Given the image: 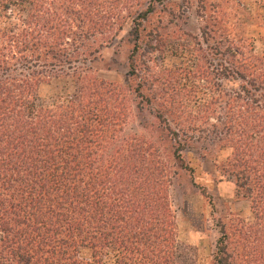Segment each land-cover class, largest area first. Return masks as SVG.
Listing matches in <instances>:
<instances>
[{"label": "trees", "instance_id": "1", "mask_svg": "<svg viewBox=\"0 0 264 264\" xmlns=\"http://www.w3.org/2000/svg\"><path fill=\"white\" fill-rule=\"evenodd\" d=\"M131 1L0 0V264H108V255L109 264H182L167 196L176 172L167 158L183 166L194 132L214 134L231 151L220 172L251 204V222L220 221L212 264H264V51L222 34L235 0L215 11L201 6L208 22L194 67L152 76L130 59L131 75L143 80L133 92L161 108L154 118L162 148L120 137L126 90L76 64L90 37L124 21ZM151 13L152 6L127 15L135 48L162 35L146 29ZM210 55L219 60L213 71ZM61 77L77 89L40 104V89ZM192 79L216 94L196 110L183 97L197 98L200 88L185 83Z\"/></svg>", "mask_w": 264, "mask_h": 264}, {"label": "rangeland", "instance_id": "2", "mask_svg": "<svg viewBox=\"0 0 264 264\" xmlns=\"http://www.w3.org/2000/svg\"><path fill=\"white\" fill-rule=\"evenodd\" d=\"M223 1L132 0L128 4L132 6V10H121V15L126 17L122 23L116 24L114 29L105 35H95L86 41V48L81 49L87 50L86 59L79 58L76 66L88 67L93 72V77L119 84L126 90L128 100L123 106L128 107V112L125 110L127 117H124L126 119L120 137H138L140 140L146 138L157 144L160 137L157 129L162 125L154 118L155 112L161 108L154 101L148 103L144 97L133 92L137 83L143 80L134 79L131 75V57L136 60L145 75L149 73L153 76L156 72L182 69L187 67L190 61L194 67L198 60L195 57L198 54L197 48L204 46L201 30L208 22L200 18V7L206 4L215 11L216 6ZM150 6L153 14L147 19L146 29H157L163 36L151 34L135 48L133 43L128 41L127 33L132 28V20H128L127 15L134 10L137 13L145 11ZM226 11L230 13L226 19L229 28L222 34L235 39H248L253 46V53L260 56L264 51V0H235V4H231ZM119 25H122L120 29ZM216 37L219 38V34ZM218 61L217 56H208V63L212 65H209V69L213 71ZM147 77L151 80L150 76ZM213 81L214 84L218 83L215 78ZM202 82L185 81L188 85L200 88L194 100L186 95L190 91L183 95L189 110H196L216 95L214 91H205L201 87L205 86V82ZM148 84L150 88L147 93H153L155 88L151 81ZM75 89V80L71 78L53 79L40 89L39 103L51 105L54 101L70 96ZM191 135L196 140L192 141L183 153V166L181 162H175L171 155L167 158L171 171L176 172L172 175L167 190L169 219L174 223L173 243H177L178 261L182 264H212L216 243L220 237V221L236 217L251 222V204L249 200L237 194L232 178L220 172L221 165L230 156L231 151L219 146V141L212 133L194 132ZM158 146L162 148L160 144ZM166 150L167 148L161 150L164 159ZM90 255L89 249H81L80 257L88 259ZM106 262H111V255L106 257Z\"/></svg>", "mask_w": 264, "mask_h": 264}]
</instances>
